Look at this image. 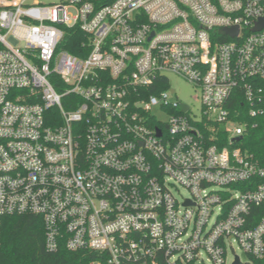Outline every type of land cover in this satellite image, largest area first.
Masks as SVG:
<instances>
[{
	"label": "built area",
	"instance_id": "built-area-1",
	"mask_svg": "<svg viewBox=\"0 0 264 264\" xmlns=\"http://www.w3.org/2000/svg\"><path fill=\"white\" fill-rule=\"evenodd\" d=\"M262 20L264 0H0V238L30 214L48 252L92 264L261 261L264 166L245 140L264 137Z\"/></svg>",
	"mask_w": 264,
	"mask_h": 264
},
{
	"label": "trees",
	"instance_id": "trees-1",
	"mask_svg": "<svg viewBox=\"0 0 264 264\" xmlns=\"http://www.w3.org/2000/svg\"><path fill=\"white\" fill-rule=\"evenodd\" d=\"M85 40L78 29L66 30L62 48L72 56H79L77 48ZM248 136L247 149L264 166V137L260 130ZM0 245V264H92L94 261V254L87 251L72 253L61 247L57 252H48L41 218L30 214L3 219ZM255 264H264V258Z\"/></svg>",
	"mask_w": 264,
	"mask_h": 264
},
{
	"label": "rangeland",
	"instance_id": "rangeland-1",
	"mask_svg": "<svg viewBox=\"0 0 264 264\" xmlns=\"http://www.w3.org/2000/svg\"><path fill=\"white\" fill-rule=\"evenodd\" d=\"M53 1V0H49ZM167 77L169 79V85L174 89L175 91V97L182 103L187 104L189 107H191L192 111L198 112L199 110V104L196 100V91L193 87H191L186 81L183 79L173 76L171 74H167ZM179 194L183 197L187 196V192L184 189L180 188ZM235 249V253L237 255H241L239 250L236 249V246H233ZM231 254L229 255L230 258ZM197 264H211L207 261L206 258H203V262H199Z\"/></svg>",
	"mask_w": 264,
	"mask_h": 264
},
{
	"label": "water",
	"instance_id": "water-1",
	"mask_svg": "<svg viewBox=\"0 0 264 264\" xmlns=\"http://www.w3.org/2000/svg\"><path fill=\"white\" fill-rule=\"evenodd\" d=\"M262 25H264V20H262V22L259 24V26L256 28V29H259ZM236 31V30H235ZM224 33H229V32H232V30H229V29H225L223 30Z\"/></svg>",
	"mask_w": 264,
	"mask_h": 264
}]
</instances>
